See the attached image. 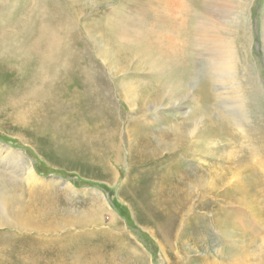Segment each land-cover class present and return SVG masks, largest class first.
<instances>
[{"label": "rangeland", "instance_id": "374dc122", "mask_svg": "<svg viewBox=\"0 0 264 264\" xmlns=\"http://www.w3.org/2000/svg\"><path fill=\"white\" fill-rule=\"evenodd\" d=\"M13 1L18 2L20 8V3L28 0ZM176 2L174 8L173 0H64L65 25L74 41L75 50L78 49V53H83L84 57L86 55L94 61L97 68L105 72L106 77L116 79L125 75L124 81L117 82L118 104L115 109H101L95 104V100L82 93L83 86L79 79L77 83L65 82V88L62 90L64 96H61L58 88L56 102L44 100L32 104L27 101L28 98L19 99V96L22 98L24 95H20V92H26L24 89L29 86L27 81L33 75L30 66L33 61L30 58L22 61L13 58V46L9 55L12 59L4 58L7 56L5 54L0 56V181H18L19 183L14 181L18 186L16 196L24 198L13 208L16 211L12 216L13 224L10 229H0V235L11 238L17 234L24 216H27L28 207H35L38 215L43 214L40 206L33 205L30 197L32 194H35L40 202L45 200H41L44 195H58L62 206L55 212L57 219L54 220L58 221V226L52 229L53 232H49L48 238H94L104 240L102 243L105 245L114 246L113 240L108 241L111 238L109 224L117 221L122 230L117 228L116 233H123L126 241H130L143 255L140 264H264V0L247 1L244 10L247 31L240 26L236 28L235 23L227 24V20L223 22L221 19L217 24L219 31L232 37L230 41L234 46L239 44V39L245 45L244 48H235L237 77L232 75L233 81L227 82L218 75L213 77L217 84L209 83L205 78L208 70L204 66L205 62L200 59L204 57L194 49L192 55L190 51L181 64V68L189 66L190 72H194V79L188 82L189 90L187 87H179L180 90L177 91L174 86V94L173 90L167 87L156 95V100L146 99L142 102L143 92L136 91L135 81L152 80V83H156L157 75L151 69L150 63L145 61V56H133L129 63L121 62L111 44L114 39L131 38V29H127L129 25L140 27L142 32L149 30L151 33L157 31L160 24H165L166 21L168 30L164 36L165 41H172L174 44L185 42L186 45L181 46L185 50L189 40V13L196 6L191 5L189 0ZM6 4L8 1L0 0V10ZM237 5L238 0H230L228 8L232 6L233 11H238ZM19 8L10 7L11 11L9 10L6 20L10 19L12 14H20ZM196 10L197 24L200 20L198 17L208 18L204 9ZM24 11L21 15L23 22L32 17V10ZM222 11L226 10L223 8ZM227 13L229 12H223L225 15ZM227 16L232 20L235 15L233 13ZM66 22H69L68 25ZM14 28L1 26L0 35L2 36L3 31L11 32L17 38L18 32L16 33V27ZM243 33L247 34L246 44L243 42ZM207 47L205 45L203 49L206 50ZM159 64L160 62H157V65ZM126 66L128 67L125 70ZM254 66L256 70L251 73ZM237 67H243V71ZM72 75L73 79L78 76ZM237 91L239 100H236L234 95ZM204 101L210 104L208 113L201 108ZM30 104V111H23L21 117V106L29 107ZM118 106L121 109L118 133L124 138L118 140L119 136L116 138L115 135L112 141L117 139L115 143L123 142L122 161L119 163L113 159L115 156L110 149L112 141L108 139L109 136L104 135L106 130L115 128V123L118 127ZM141 116L146 117L143 127L147 133L153 134L154 137H158L159 133L164 135L163 147L186 130L194 129V141L204 147L203 151L194 150L190 156L182 157V161L176 160L188 174L193 173V170L200 173L195 187H189L191 197L190 201H186L189 211L183 217L184 220L180 221L178 217L165 219V216L173 214L170 209L165 208V204L164 207L158 206L162 195L149 185L153 165L148 161L141 165L131 159V147L136 144V139L126 132L137 128L136 124L140 123ZM221 120L228 128L223 127L225 125H222ZM28 166L33 168L37 176L34 182L25 179L22 169ZM36 167H39L42 173H39ZM219 175L223 177L224 183L214 185ZM134 179L138 182H132ZM105 187L110 189V192L105 191ZM212 187L214 189L209 193L207 189ZM239 187L249 191L243 195L246 197L244 204L238 205L234 202L233 205L236 209L233 212L238 211L243 220H239L237 228L232 226L228 234L221 237L220 231L216 229L215 232L212 220L217 217L222 201L236 196ZM50 189L52 190L48 192ZM223 189L229 190V197H218V194H215L216 190ZM116 204L128 210L132 222L128 223L127 219L119 214L115 208ZM233 206L227 204L228 214L232 213ZM174 211L177 212L176 209ZM38 215L39 218L43 217ZM67 217L70 222L64 225L61 219L65 221ZM243 222L246 226H243ZM170 229L173 233L168 236H173L164 243L165 232ZM19 231L29 234V238L36 236V250L44 245L55 250L72 249V246H65V243L57 241L47 244L38 242V237L45 236L47 232L40 235L36 231ZM223 238L228 242L224 243ZM231 241L236 247L233 252L235 255L244 247L249 248L247 256L242 257L247 259L246 262H240L239 259L230 261L228 255L234 248L229 245ZM223 252L226 263L221 262ZM0 256L9 257L6 253H0ZM9 259L12 260L9 261L10 264H15L14 260H17L15 256ZM62 260L65 262V258Z\"/></svg>", "mask_w": 264, "mask_h": 264}, {"label": "bare ground", "instance_id": "6f19581e", "mask_svg": "<svg viewBox=\"0 0 264 264\" xmlns=\"http://www.w3.org/2000/svg\"><path fill=\"white\" fill-rule=\"evenodd\" d=\"M6 1H8V4H6L5 7L0 10V27L3 26L12 29H15L14 27H16V33H18L17 38H15V35L13 33L4 32L5 29L1 28L4 31L2 32V36L0 35V39L2 37V40L0 41V56H3L5 54L7 56H4V58L12 59L11 57H9V55L11 54L10 50L13 46V58L15 57L16 60L20 59V61L25 58H30L33 61V63L30 65L33 75L27 81L29 86L24 89L26 90V92H20V95H22L23 93L24 95L21 96L22 98H20V96L18 95L19 99L26 100L28 98L27 101L32 104L42 102L44 100L56 102V99H58L57 89L60 88V94L61 96H64L62 95V90L65 88V82H76L79 79V81L81 80L82 82L80 83L82 84L81 86H83L82 93H85L86 96L95 100V104L101 107V109L109 110L117 108V82L124 81L125 75L119 76L116 79L106 77V75L104 74L105 72L103 73L101 70H99L97 66L93 63L94 61L92 62L90 59H88L86 55L85 58L83 56V53H78V49L75 50L74 41L71 38V34L69 33L67 26L65 25L64 0H34V2L28 0L27 2H24L22 4L20 3V8L18 6V2H12V0L10 2L9 0ZM173 1L175 3L173 4L175 8L177 0ZM247 1L248 0H238V11H233L232 6L228 8L230 0H189L191 5H194L196 7H194L192 12L189 13V40H186L187 47L185 50H183L184 48L182 49L181 47H184L185 42H183V44H174L172 41H165L164 36L168 30V24L166 21L165 24H160L157 31L151 33L149 32V30H143L142 32L141 30H139L140 27H134L133 25H129L130 27H128L127 29H131L130 32H132L130 39L124 40L121 37H119L121 38V40L114 39L111 45L114 48V51L119 55L121 62L127 61L129 63L132 60L133 56H145V61L150 63L151 69H153L155 74L157 75L156 83H152V80L135 81L136 84H134V86H137L136 91L143 92L142 102H144L146 99L156 100V95L167 87H170L173 90L174 94V86L177 91L180 90L179 87H187V89L189 90L190 85L188 82L194 79V72H190L189 66L188 68L186 66L181 68V64H183L184 57L189 55L190 51V55H192V51L194 49L200 54L202 53L204 57L200 59L205 62L204 65L201 61L205 68L208 70L207 75H205V78L208 79L209 83L217 84V81L214 80L213 77H217L218 75L225 79L227 82L233 81L232 75L233 77H237V75L235 74V68L237 64L235 63V58H237V56H235V53H237L235 48L237 49L239 48V46L240 48H244L245 45L242 44V40L239 39V44L237 43V46H234L233 42L230 41L232 37H228V33L225 34V32L219 31L217 29V24H219V21L221 19L222 21L227 20V24L235 23L236 28L240 26L241 29L243 28L244 31H247V25L245 27L246 14L244 12L247 6ZM12 6L16 8L18 7L21 13L15 15L12 14V12L11 14L13 16H11L10 18L12 21H10V19L6 20V17L11 11L10 7ZM196 8H202L204 9L205 13L208 14V18H204L202 16L198 17V19H200L198 21V24L196 18ZM223 8L226 11H222ZM24 9L32 10V17L25 22L21 20V15L25 13ZM223 12H229L227 13V15H232L234 13L235 16H232L234 17V19L231 20L230 18H228L229 16L223 14ZM160 21L163 22L164 20L160 19ZM194 21L195 27H193ZM67 23L69 22H66V24ZM73 24L74 22L72 23V26H74ZM127 26L128 25H126V27ZM222 32L225 34L224 36H220L223 34ZM231 32L233 31L231 30ZM246 35L244 34L245 37H242L243 42H245V44L247 42ZM174 37L176 38L175 34ZM227 38L229 40H227ZM2 43L4 48L2 46ZM205 45L208 46L206 50L203 49ZM82 51L84 52V49H82ZM157 62H160V64L157 65ZM127 67L128 66H126V68L124 69L126 70ZM237 69L243 71V67H237ZM254 70H256V66L252 68L251 73H253ZM72 74L78 75L76 79H73ZM240 74L242 75V77L244 76L242 72H240ZM251 79L253 80V78ZM252 82L254 83V81ZM74 85L76 84L74 83ZM257 88H259V85H257ZM263 93L264 89L262 94ZM252 94L254 93L252 92ZM234 95H236V100L240 99L238 91ZM254 97L257 96L254 95ZM31 107V104L29 105V107L21 106V112L19 111L21 117L22 112L30 111ZM143 107L145 106H142V108ZM118 108L119 109H117L116 116L118 120V127L117 123H115L114 129L111 128L110 130H106L104 132L105 137L109 136L108 139L110 140V142L112 141V138L115 139V135L116 138L117 135L119 136L117 138L118 140H123L124 138L121 133H118V131L120 130L119 123H121V119L119 118L121 109L119 106ZM201 108L205 113H208L211 109L208 101H204L203 107ZM17 117H19V114ZM140 118V123L136 124L137 128L134 127L133 130H127L126 132L128 135L132 134V136H135L136 139V144L131 147V159L136 160V162L141 165L147 161L153 165V168L151 169L153 173H151L152 175H150L151 179L149 185L152 188L156 189L159 195H162L160 199L164 203L159 200V203H157L158 206L164 207L165 204V208L170 209L171 213L173 214L170 216H165V219H168L170 217H178L180 221L184 220L183 217H185L186 213L189 211L186 203V201H190L191 197L189 187H191L192 189L193 187H195L196 183L198 182L196 181V179H199L200 173L198 171L195 172L193 170V173L190 172L188 174V171L186 169H182V165L180 166L179 164H177L178 162H176V160L182 161V157L190 156L192 154V151L194 150L203 151L204 147L201 145H197L194 141L193 135L196 132L195 129L186 130V132L181 133L178 138L174 139L172 142H167L166 146L163 147L162 144L164 141V135L162 133H159L158 137H154L153 134L151 135L147 133V131H145V128L143 127L146 124V117L141 116ZM221 123L222 125H225L222 120ZM223 127L228 128L227 125ZM207 128L209 127L207 126ZM262 133L263 132H261V134ZM117 139L111 142L110 149H112V153L115 156L113 159H115L116 162L119 163L122 161L121 144H123V142L115 143ZM154 142L157 144H154ZM133 164H135V162H133ZM22 170L24 171V174L26 176L25 179L27 181L34 182L36 180L35 177L37 176L32 167L28 166L26 168H23ZM14 181L13 179L0 181V229L4 230H8V228L10 229L11 225L13 224L12 216L15 215L14 213L16 211L13 208L16 207L17 203H20V201L24 199L20 196H16L18 186L15 184ZM132 182L137 183L138 181L137 179H134L132 180ZM219 182L224 183V179L221 175L218 176V179L216 180L214 185H220ZM213 189L214 187L207 189V191L211 193ZM51 190L52 189H50L48 192H50ZM246 193H249V191L243 189L242 187H239L237 189L236 196L231 197V199L228 201L223 200L222 204L219 205L220 208L218 209L219 211L217 213V217L212 220V225L215 226V232L216 229L221 232V237L226 236L229 232V228H231L232 226H235L237 228L239 220H243L241 215H239L238 211L233 212L234 210H236L233 205L234 202L238 205L244 204L246 197H244L243 195H245ZM215 194H218V197H229V190H216ZM30 197H32L31 199L33 200L34 206L41 207L40 209L44 211L43 214L40 213L41 215H38L36 209H34L35 207H28V212L30 213L27 212V216H24L23 222L18 227L17 234L12 235L11 238L6 237L4 234L0 235V253H6L9 257L15 256V258L17 259L16 261L14 260L15 264H140L139 262L141 261L140 259L143 258V255L137 250V247L134 248L131 245L130 241H126V238L122 236L123 233H116L117 228L119 230H122L117 221L111 222L109 224V233L111 238L108 237V241L111 240L112 242L113 240L114 246L105 245L104 243H102L104 240L101 241L94 238L90 239L84 237H67L66 239L63 238L60 240H57V238H48L47 236L50 235L49 232H53L52 229L58 226V221L54 220V218L57 219L55 214V212L58 211L57 209L62 208L60 204V198L58 195H44L43 197H41V200H45L40 202L39 199L35 197V194H32ZM227 204L233 206L231 210L232 213L230 214H228V209L226 210ZM97 209L98 207L96 208V210ZM174 209H176L177 212H175ZM34 214H36V216ZM37 215L43 217L39 218L37 217ZM45 218H47L48 220ZM61 220L62 222H64V225L70 222L69 218L65 219V221L63 219ZM243 226H246L245 222H243ZM242 228L244 229V227H238V229ZM19 229H24L26 233H28L29 231H36L40 235L41 233L45 234L47 232L45 236H39L37 241L41 244H47L52 241H57L60 243H65V246H72V249L68 248L64 251L61 248L59 250H55V248H50L49 246L44 245L41 246L39 250H36L34 247L36 236L34 238H29V234L27 235L25 233H21ZM169 233H173V231L170 229L169 232H165L166 236L164 238V243L168 242L169 238H172L173 235L170 234L169 237ZM225 239L222 241H224V243L228 242L227 239ZM229 245H232L234 247L232 253L228 255L230 261L239 259L240 262H246V258L242 257L244 255L247 256L249 248L244 247L240 250L238 255H235L233 253L236 250L235 244L231 241ZM221 256L223 258L221 262L223 261L224 263V252L221 254ZM9 257L0 258L1 264L12 261L9 259ZM64 258L65 262L62 260Z\"/></svg>", "mask_w": 264, "mask_h": 264}, {"label": "trees", "instance_id": "16d2710c", "mask_svg": "<svg viewBox=\"0 0 264 264\" xmlns=\"http://www.w3.org/2000/svg\"><path fill=\"white\" fill-rule=\"evenodd\" d=\"M37 168V171L39 172V173H42V170H40V168L39 167H36ZM105 191H109L110 192V189H107L106 187H105ZM115 208L118 210V212H119V214L122 216V217H125L126 219H127V222L128 223H130V222H132L131 221V217H130V215H129V212H128V210L124 207V206H122V205H120V204H116L115 205Z\"/></svg>", "mask_w": 264, "mask_h": 264}]
</instances>
